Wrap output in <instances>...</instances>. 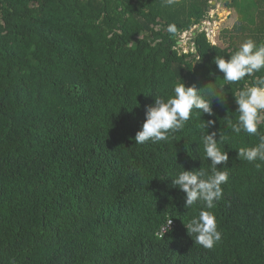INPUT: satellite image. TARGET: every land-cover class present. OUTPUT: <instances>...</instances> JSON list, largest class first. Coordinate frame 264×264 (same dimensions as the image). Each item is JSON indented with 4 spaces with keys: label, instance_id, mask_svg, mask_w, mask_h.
Here are the masks:
<instances>
[{
    "label": "trees",
    "instance_id": "16d2710c",
    "mask_svg": "<svg viewBox=\"0 0 264 264\" xmlns=\"http://www.w3.org/2000/svg\"><path fill=\"white\" fill-rule=\"evenodd\" d=\"M210 1L0 0V264H264V162L237 150L258 138L227 126L234 96L264 71L227 84L213 63L246 40L264 45V0L226 3L238 17L224 47L203 30L180 51ZM182 82L226 102L194 111L170 142L136 144L145 107ZM208 119L227 138L229 178L213 209L185 208L170 176L209 167ZM201 210L222 233L212 249L185 227Z\"/></svg>",
    "mask_w": 264,
    "mask_h": 264
},
{
    "label": "clouds",
    "instance_id": "9594fccd",
    "mask_svg": "<svg viewBox=\"0 0 264 264\" xmlns=\"http://www.w3.org/2000/svg\"><path fill=\"white\" fill-rule=\"evenodd\" d=\"M175 2L176 0H166L168 5ZM167 31L176 33V25H168ZM213 63L223 74V80L227 84L239 82L245 77H253L255 73L264 71V45L257 46L253 40H246L228 59L216 56ZM201 89L203 88H197L195 84L185 86L182 82L173 88L174 95L171 97L165 99L158 95L154 96V103L145 107V120L134 137L135 143L144 145L148 142H170L177 132L185 128L194 111L202 115H214L213 98H218L221 103L226 102V98L217 91L202 92ZM234 100L238 116L235 122L229 119L227 126L236 135L247 133L258 138V143L254 146L237 149L238 157L254 163L259 168L261 165L256 162H264V132L261 131V126L264 125V76L255 78L251 86L243 88L234 96ZM214 124V120L208 119L202 120L198 125L204 155L208 161L210 160L209 167L195 170L183 168L174 176H170L172 186L185 194L183 197L185 208H191L199 203L206 209H213L222 197L221 185L228 181V172L220 170L221 167L227 166L229 160L228 153L220 148V144L227 138L219 132L217 139L216 131L209 132ZM171 222L163 227L169 228ZM173 226L171 224L169 229ZM185 227L188 235L195 237L194 243L205 249H212L222 239L216 217L207 210H201L198 216L192 217L185 224ZM162 228L158 232L159 236Z\"/></svg>",
    "mask_w": 264,
    "mask_h": 264
},
{
    "label": "rangeland",
    "instance_id": "374dc122",
    "mask_svg": "<svg viewBox=\"0 0 264 264\" xmlns=\"http://www.w3.org/2000/svg\"><path fill=\"white\" fill-rule=\"evenodd\" d=\"M229 1L211 0L212 7L209 8L206 18L192 29L177 36V48L182 52L194 51V36L203 30L206 31L212 43L224 47L225 45L220 36L226 29H232L238 17L236 10L226 5Z\"/></svg>",
    "mask_w": 264,
    "mask_h": 264
},
{
    "label": "built area",
    "instance_id": "2783aa9c",
    "mask_svg": "<svg viewBox=\"0 0 264 264\" xmlns=\"http://www.w3.org/2000/svg\"><path fill=\"white\" fill-rule=\"evenodd\" d=\"M171 224H172V223H171ZM171 224L169 225V228L171 227ZM169 228H168L167 226L163 227L160 236H161L163 233H166L167 230H168Z\"/></svg>",
    "mask_w": 264,
    "mask_h": 264
}]
</instances>
